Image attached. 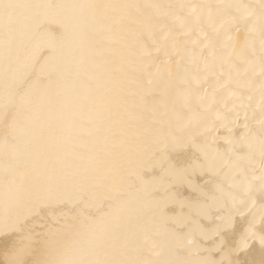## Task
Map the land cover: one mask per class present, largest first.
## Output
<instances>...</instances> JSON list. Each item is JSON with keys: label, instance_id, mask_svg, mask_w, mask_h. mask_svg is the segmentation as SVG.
I'll use <instances>...</instances> for the list:
<instances>
[{"label": "bare ground", "instance_id": "obj_1", "mask_svg": "<svg viewBox=\"0 0 264 264\" xmlns=\"http://www.w3.org/2000/svg\"><path fill=\"white\" fill-rule=\"evenodd\" d=\"M0 61V264H264V0H5Z\"/></svg>", "mask_w": 264, "mask_h": 264}, {"label": "snow or ice", "instance_id": "obj_2", "mask_svg": "<svg viewBox=\"0 0 264 264\" xmlns=\"http://www.w3.org/2000/svg\"><path fill=\"white\" fill-rule=\"evenodd\" d=\"M9 3L14 4L15 0H8ZM5 3V0H0V4ZM3 70V63L0 61V71ZM49 70L48 66H42L41 71L42 72H47ZM5 104V99L3 96H0V109H3ZM163 143V142H162Z\"/></svg>", "mask_w": 264, "mask_h": 264}]
</instances>
